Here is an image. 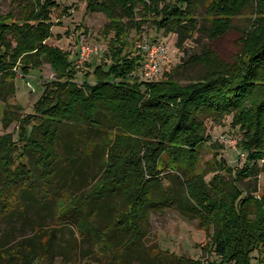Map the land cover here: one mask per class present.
<instances>
[{
    "label": "trees",
    "instance_id": "obj_1",
    "mask_svg": "<svg viewBox=\"0 0 264 264\" xmlns=\"http://www.w3.org/2000/svg\"><path fill=\"white\" fill-rule=\"evenodd\" d=\"M29 1L30 9H25L20 20L0 18V85L14 83L15 68L27 74L41 68L45 59L56 74L35 105L37 122L30 134L26 125L33 116L20 121L19 141L26 143L25 151H32L41 181L52 182L56 172L54 164L59 155L55 147L63 122L83 120L95 127L103 124L98 117L101 112L112 124L111 130H119L123 136L112 147L106 142L100 146L108 161L103 176L105 186L101 192L92 189L76 196L72 212L80 218L89 203H101L119 189L127 194V210L100 228L89 219L88 224L92 221V225L79 226L81 237L87 239L93 235L97 244L106 247L100 254H107L114 264H124L129 253H133L132 258L139 264H206L161 251L158 247L137 257L141 248L139 241L147 237L144 224L149 221L148 205L154 211L189 207L207 233L210 241L205 245L207 255L216 254L221 264H261L264 258V191L256 196L252 193L256 189L251 191L250 188L248 193L234 182L222 188L225 179L221 178L210 194L205 178L192 174L190 169L195 165V150L209 139L203 116H231L233 126L242 132L240 147L247 158V166L243 171L234 172L235 176L239 180L264 174V0H87V11L105 13L111 22L109 27L116 25L120 36L126 29L121 24L123 19H135L137 8L142 6L144 16L137 25L174 33L178 35L180 46L200 25L197 4L205 8L206 31L211 40L224 36L234 28L235 18L251 10V26L244 32L241 53L235 63H226L214 50L206 48L188 60L187 63L202 65L205 71L186 86L171 74L158 82L131 80L144 57L142 53L126 52V43L121 37L118 44H112L104 64L93 72L95 83L89 81L88 73L84 84L78 85L79 71L70 54L47 43L54 35L52 11L59 6L57 1ZM5 121L11 123V118ZM80 145L79 152H87V147ZM15 147L12 138L0 137V154L5 152L0 155V170L5 176L0 187V218L11 211L10 187L14 185L13 192H17L15 183L21 178L18 168L13 169L11 159ZM166 154L168 160L162 164ZM166 166L174 171L182 168L188 172L186 183H180L183 198L154 203L153 194L164 189L160 177ZM96 214L93 210L89 216ZM42 231L45 233L44 229ZM109 236L121 239V245L114 248ZM48 239L40 244L32 238L15 243L6 249L0 264L17 260H21V264H35L49 254L54 234ZM256 252L263 257L259 256L254 263ZM99 257L96 255L95 262H99Z\"/></svg>",
    "mask_w": 264,
    "mask_h": 264
},
{
    "label": "rangeland",
    "instance_id": "obj_2",
    "mask_svg": "<svg viewBox=\"0 0 264 264\" xmlns=\"http://www.w3.org/2000/svg\"><path fill=\"white\" fill-rule=\"evenodd\" d=\"M56 1L59 6L52 11L54 35L47 43L70 54L79 71L77 82L81 86L88 73L91 76L89 81L95 83L93 72L97 66L104 64L112 44H118L120 37L126 43L125 51H131L134 55L142 53L141 46L146 40L149 44H163L166 47V60L162 62L161 74L155 82L164 80L171 74L173 79L186 86L199 79L205 71L202 65L187 63L188 60L194 55H200L206 48L214 50L226 63H235L241 53L244 32L251 26L252 18L251 10L244 11L235 18L234 28L219 39L211 40L206 31L208 22L204 18L205 8L197 4L195 9L200 25L194 35L180 46L178 35L174 33L166 34L155 27L148 29V25H137L144 16L142 6L137 8L135 19H123L121 24H124L126 29L120 36L117 35L116 25L109 27L111 22L105 13L87 11V0ZM25 9H30L29 0H0L1 19L20 20L25 14ZM82 42L97 46L99 52L78 67ZM111 63L109 60L108 64ZM14 71L17 75L14 83L5 87L0 85V137L8 136L16 143L11 159L13 169L18 168L21 178L15 183L17 192H13L14 185L10 187L11 211L0 218V258L7 248L17 242L22 243L23 240L32 238L35 243L40 244L42 240L48 241L53 233L54 240L49 254L44 259L37 260L35 264H114L112 259L108 260L107 254L101 255L106 249L104 244H97L93 235L83 239L79 226L92 225L93 221L94 226L100 228L113 222L115 215L127 210L125 191L119 189L113 194L108 193L110 195L100 201L101 203H89L80 218L73 214L72 208L76 196L89 193L92 189L101 192L105 186L103 176L108 161L100 146L106 142L112 147L118 140L123 139L122 133L119 130L112 131V124L101 112L98 117L103 124H96L95 127L89 126L83 120L63 122L59 126L60 138L55 147L59 155L54 164L56 172L52 182L43 179L42 182L32 151H25L26 143L19 141L20 121L33 116V120L26 125L30 134L37 122L35 105L56 74L46 59L41 68L32 69L30 73H21L20 68H15ZM5 118H11V123H7ZM202 120L209 139L206 138L195 150L196 161L190 169L191 173L205 178L210 194L214 184L224 178L222 188H226L228 182H234L248 193L250 188L251 191L256 189L257 191L252 193L259 196L264 191V174L257 178L240 177L239 180L235 176L234 172L243 171L247 166V158L240 147L242 132L233 126V118L205 115ZM81 143L87 147V152H79ZM4 154L5 152H2L0 155ZM167 160L166 154L162 164ZM262 164L260 162V166ZM162 171L164 173L160 182L164 189L153 194L152 202L182 199L180 183H186L188 172L182 168L174 171L167 166L162 168ZM4 179L5 176L0 170V187L3 186ZM185 190L188 192L186 188ZM147 207L149 221L144 224L147 237L139 241L141 253L138 251L137 257L142 254L144 256L147 250L151 252L158 247L161 251L178 257L201 260L206 264H221V259L216 254L210 256L205 253V245L210 241L199 225L198 216L191 214L189 207L176 210L166 207L156 211L149 205ZM93 210L97 213L96 216H89ZM63 214L66 217L62 216ZM89 219H92L90 224ZM111 237H108L109 242H112L114 248L119 247L122 240ZM98 254L100 257L97 263L95 260ZM261 255L263 254L260 252L254 254V263L259 260V256L263 257ZM132 257L133 253H129L124 264H139L138 260ZM261 261V264H264V258ZM21 263V260L10 263L3 261V264Z\"/></svg>",
    "mask_w": 264,
    "mask_h": 264
},
{
    "label": "built area",
    "instance_id": "obj_3",
    "mask_svg": "<svg viewBox=\"0 0 264 264\" xmlns=\"http://www.w3.org/2000/svg\"><path fill=\"white\" fill-rule=\"evenodd\" d=\"M144 59L142 60L139 70L135 72L131 80L139 82H155L161 74L162 62L166 60V47L163 44H149L146 40L141 46ZM99 48L95 45L81 43L79 51L78 67L86 62L93 55L98 54Z\"/></svg>",
    "mask_w": 264,
    "mask_h": 264
}]
</instances>
